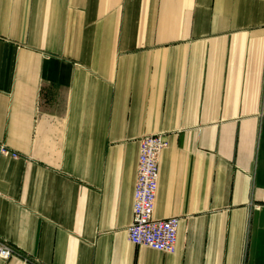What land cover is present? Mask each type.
I'll use <instances>...</instances> for the list:
<instances>
[{"label": "crops", "instance_id": "0c3cea01", "mask_svg": "<svg viewBox=\"0 0 264 264\" xmlns=\"http://www.w3.org/2000/svg\"><path fill=\"white\" fill-rule=\"evenodd\" d=\"M151 135L174 254L128 239ZM2 146L0 264H264V0H0Z\"/></svg>", "mask_w": 264, "mask_h": 264}, {"label": "built area", "instance_id": "2783aa9c", "mask_svg": "<svg viewBox=\"0 0 264 264\" xmlns=\"http://www.w3.org/2000/svg\"><path fill=\"white\" fill-rule=\"evenodd\" d=\"M168 142L162 135L145 136L140 140L137 178L134 189L133 217L128 229V239L136 247H144L164 254L177 250L180 219L155 217L156 199L160 181V161ZM11 155L5 146L0 147V157ZM18 158L17 154L12 155ZM20 253L0 239V258L9 260Z\"/></svg>", "mask_w": 264, "mask_h": 264}]
</instances>
